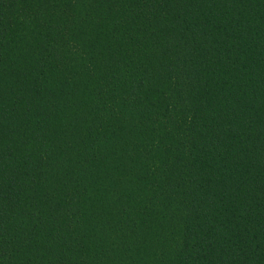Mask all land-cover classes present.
Wrapping results in <instances>:
<instances>
[{
  "label": "trees",
  "instance_id": "1",
  "mask_svg": "<svg viewBox=\"0 0 264 264\" xmlns=\"http://www.w3.org/2000/svg\"><path fill=\"white\" fill-rule=\"evenodd\" d=\"M0 264H264V0H0Z\"/></svg>",
  "mask_w": 264,
  "mask_h": 264
}]
</instances>
